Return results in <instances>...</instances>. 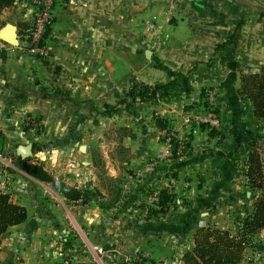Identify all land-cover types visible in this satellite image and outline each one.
I'll list each match as a JSON object with an SVG mask.
<instances>
[{"label": "crops", "instance_id": "1", "mask_svg": "<svg viewBox=\"0 0 264 264\" xmlns=\"http://www.w3.org/2000/svg\"><path fill=\"white\" fill-rule=\"evenodd\" d=\"M84 1L66 4L79 8L78 16L56 5L44 60L0 40V151H14L21 161L18 142L28 144L22 120L40 116L39 141L53 144L47 171L81 192L69 200L10 164L7 193L27 217L0 236V264H139L138 251L154 261L193 264L184 255L200 228L234 235L264 198V118L237 93L241 74L264 69L256 43L264 31V0ZM9 9L22 31L29 13L13 5L0 19ZM153 17L159 28L147 31L145 21ZM244 33L253 48L236 47ZM159 85L153 95L134 96ZM205 86L217 90L220 137L195 128L188 155L170 159L157 118L180 122ZM92 137L94 145L87 141ZM82 144L85 150L75 156ZM253 149L261 162L258 186L244 174ZM94 152L114 186L91 179ZM7 172L0 163V178ZM167 176L188 188L173 195L165 213L144 217L151 186ZM263 234L249 237L236 264L264 263Z\"/></svg>", "mask_w": 264, "mask_h": 264}, {"label": "trees", "instance_id": "2", "mask_svg": "<svg viewBox=\"0 0 264 264\" xmlns=\"http://www.w3.org/2000/svg\"><path fill=\"white\" fill-rule=\"evenodd\" d=\"M14 1L0 0V14L4 9L13 6ZM161 87V85L153 89L144 87L143 92L134 93V96L153 95ZM237 93L251 101L256 117L264 118V71L241 74ZM157 122L160 128L166 124L163 117L157 118ZM21 168L33 177L49 183L53 189L69 200H76L81 196L80 190L67 184L63 178L53 176L40 164L21 160ZM244 174L252 185H259L256 180L261 176V162L256 149L249 154ZM173 195L168 188H162L157 207L149 210L147 218L158 217L165 213L173 201ZM26 217V210L22 205L12 202L8 193H0V236L10 226L24 222ZM262 229H264V198H258L254 211L243 219L236 234L232 235L227 230L212 226L200 228L197 231L194 249L192 252H187L184 258L193 264H236L242 258L249 237L258 234Z\"/></svg>", "mask_w": 264, "mask_h": 264}, {"label": "built area", "instance_id": "3", "mask_svg": "<svg viewBox=\"0 0 264 264\" xmlns=\"http://www.w3.org/2000/svg\"><path fill=\"white\" fill-rule=\"evenodd\" d=\"M58 0H15L14 6L29 13L30 22L20 32H17L16 47L24 54L35 59H46L50 50L45 43L46 33L55 19V9ZM68 5L86 6L84 0H66ZM147 31L158 29L155 18L145 21ZM139 88L137 92H143ZM217 101V90L212 86H205L202 89L201 97L194 110L183 114L180 122L175 123L165 119L166 124L160 128V137L166 146L167 156L170 159H182L190 151L191 135L195 128L202 131L212 132L218 139L222 128L221 120L215 110ZM22 126L26 135L31 141L39 139L42 130V121L36 115H29L23 118ZM7 165V164H5ZM3 166V165H2ZM4 168V166H3ZM11 175L6 173L0 178V193H7L11 184ZM188 182L167 176L164 183H153L147 195V201L143 204L141 211L147 217L151 208L157 207L159 194L162 188H168L172 194H183L188 188ZM264 238V234L262 235ZM97 251L100 249L95 247ZM134 261L139 264H170L169 260L154 261L145 251H138L134 255ZM65 264H68L66 261Z\"/></svg>", "mask_w": 264, "mask_h": 264}, {"label": "rangeland", "instance_id": "4", "mask_svg": "<svg viewBox=\"0 0 264 264\" xmlns=\"http://www.w3.org/2000/svg\"><path fill=\"white\" fill-rule=\"evenodd\" d=\"M213 1H215V2H222L223 3L224 0H213ZM237 1H239V0H237ZM66 4H67L66 3V0H58L57 7L58 8L59 7H62L63 10H67L68 9L70 12L75 13L77 16L79 15V11H80L79 8H72V9H70L68 6H66ZM5 12L6 13L4 15V18L3 19H0V30L7 23L13 24L12 23V21H13L12 20V15H15L16 14V11L14 9L5 10ZM149 19H151V18H149ZM250 35L251 34H249V33L242 34L241 35V38H238L236 40L237 44H239V46L237 45L236 47H241L240 44L242 43V47L244 49H247L248 50V49L253 48V41L249 40V36ZM232 38H233V36H232ZM256 43H257V46H258L259 49L262 47L263 53H264V31H263L262 34H259L258 35V37L256 39ZM262 71H264V69ZM36 116H38V115H36ZM38 117L40 118V116H38ZM26 140H27L26 143H28V144H30L32 146L33 153L31 154L30 157H28L27 159H25L23 161L32 162V163H35V164H40L42 167H44L47 170L49 168V163L51 162V160H50V155H51L50 149L53 148V146H51L53 144L41 142V141H39V139L31 141L29 137H27ZM87 141H90L91 144H93V145L95 144V138H93V137L90 138ZM83 142L84 141L82 140V143ZM78 143L81 144V141L79 140ZM28 144H26V145H28ZM81 146H84V145L82 144ZM81 146H78V145L75 146V149H74L75 150L74 151L75 156H78L79 154H81V151H82L80 149ZM84 150H85V148H84ZM40 152L45 153V158H42L41 159V157L39 156V153ZM11 159H14V161L11 160ZM69 159L70 160H73V157L71 156V157H69ZM9 160H11V161H9ZM62 160H64V162H68L66 160V158L65 159L63 158ZM92 161L93 162H91V168H90L91 170H89V172H88L89 175L91 176V179L95 178V180L97 179V180H99L101 182L103 181L104 183L108 184L109 186H114L115 185V181L111 180L106 175V173H107L108 170H107V168H105V163H104V161L102 159L101 154L94 152L93 153ZM0 163L4 166V169H6V171H9L7 173H9L11 175V178L13 176V172L10 169V164L11 165L14 164V163L16 165L18 164L19 167L21 168V161H20L19 158H16L15 157V152L14 151L13 152H10V153H7V154L4 151L3 152L0 151ZM60 163H63V161H61ZM5 164H7V165H5ZM49 173H51V172H49ZM28 175H30V174H28ZM30 176H32V175H30ZM84 240H85V238H84ZM262 243L264 245V239L262 240Z\"/></svg>", "mask_w": 264, "mask_h": 264}, {"label": "water", "instance_id": "5", "mask_svg": "<svg viewBox=\"0 0 264 264\" xmlns=\"http://www.w3.org/2000/svg\"><path fill=\"white\" fill-rule=\"evenodd\" d=\"M198 4H203V0H192ZM0 40L16 46L17 45V27L14 24L7 23L3 26V28L0 30ZM148 53V51L145 52V54ZM85 147L81 146L80 149L83 150ZM17 153L19 154L20 158L22 160L27 159L31 156L33 153L32 146L30 144L23 145L18 142V148Z\"/></svg>", "mask_w": 264, "mask_h": 264}]
</instances>
